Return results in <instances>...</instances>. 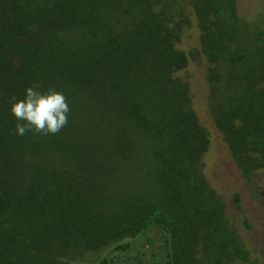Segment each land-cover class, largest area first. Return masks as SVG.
<instances>
[{
	"label": "trees",
	"instance_id": "16d2710c",
	"mask_svg": "<svg viewBox=\"0 0 264 264\" xmlns=\"http://www.w3.org/2000/svg\"><path fill=\"white\" fill-rule=\"evenodd\" d=\"M184 3L200 33L188 53ZM245 22L235 0H0V264H83L137 236L154 249L136 264H259L201 174L209 142L183 72L202 62L210 119L250 184L264 27L240 43ZM35 83L67 97L55 135L14 134L11 97Z\"/></svg>",
	"mask_w": 264,
	"mask_h": 264
},
{
	"label": "rangeland",
	"instance_id": "374dc122",
	"mask_svg": "<svg viewBox=\"0 0 264 264\" xmlns=\"http://www.w3.org/2000/svg\"><path fill=\"white\" fill-rule=\"evenodd\" d=\"M183 6L184 12L189 13L187 16L189 26L184 29L178 48L188 53L192 48L197 47L200 33L195 27L191 9L185 3ZM235 11L237 17L246 21L238 26V42L249 40L252 38L253 30L264 27V0H235ZM202 66V62L197 65L191 61L183 71L190 86L191 109L198 122L205 127L209 142L207 151L200 161V171L209 186L222 198L225 216L234 223L238 234L252 252V258L257 259L259 264H264V169L253 174L250 184L240 179L210 119L207 104L208 90ZM233 195L239 198L238 210L232 204ZM243 217L248 229L242 226ZM153 237L158 238V236ZM122 243L123 249H114L110 246L117 245L111 243L95 253L86 252L81 258L83 264H99L103 259L107 260L108 264H118L117 261L123 259L126 264H136L138 260L134 257L154 249L149 246L150 242L144 241L139 236ZM249 257L251 259V255ZM143 261L141 260L140 264Z\"/></svg>",
	"mask_w": 264,
	"mask_h": 264
},
{
	"label": "clouds",
	"instance_id": "9594fccd",
	"mask_svg": "<svg viewBox=\"0 0 264 264\" xmlns=\"http://www.w3.org/2000/svg\"><path fill=\"white\" fill-rule=\"evenodd\" d=\"M40 88L35 83L24 90L23 98L11 97L10 113L17 121L14 134L55 135L67 126L70 112L67 97L53 88L43 92Z\"/></svg>",
	"mask_w": 264,
	"mask_h": 264
}]
</instances>
